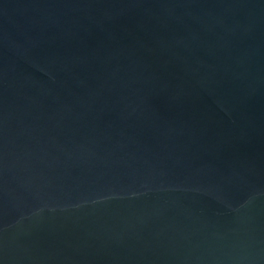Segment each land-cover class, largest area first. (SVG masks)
<instances>
[{
  "label": "water",
  "instance_id": "95a60500",
  "mask_svg": "<svg viewBox=\"0 0 264 264\" xmlns=\"http://www.w3.org/2000/svg\"><path fill=\"white\" fill-rule=\"evenodd\" d=\"M0 264H264V0H0Z\"/></svg>",
  "mask_w": 264,
  "mask_h": 264
}]
</instances>
